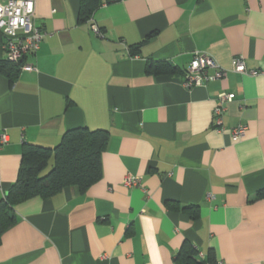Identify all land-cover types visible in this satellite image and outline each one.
Instances as JSON below:
<instances>
[{
	"label": "crops",
	"instance_id": "obj_1",
	"mask_svg": "<svg viewBox=\"0 0 264 264\" xmlns=\"http://www.w3.org/2000/svg\"><path fill=\"white\" fill-rule=\"evenodd\" d=\"M78 11L79 0H36L33 70L0 72V203L25 145L52 149L76 128L108 132L101 178L15 205L0 264H176L184 244L199 263L264 264V0H119L84 23ZM195 52L225 69L241 57L256 74L186 89ZM148 62L179 72L147 74ZM221 94L234 99L217 127Z\"/></svg>",
	"mask_w": 264,
	"mask_h": 264
},
{
	"label": "trees",
	"instance_id": "obj_2",
	"mask_svg": "<svg viewBox=\"0 0 264 264\" xmlns=\"http://www.w3.org/2000/svg\"><path fill=\"white\" fill-rule=\"evenodd\" d=\"M110 2L112 1L79 0L78 21H89L97 8ZM139 48V45L130 47V55H137ZM20 65L1 61L0 72L13 81L20 71ZM145 68L147 74L154 76L179 72L168 63L148 62ZM180 73L184 78L186 69ZM108 136V132L104 130L76 128L65 132L59 144L52 149L25 145L21 152L17 179L0 203V238L15 224L13 207L18 203L37 196L50 198L68 187H76L83 193L98 182L101 178V155L107 145ZM263 195L264 189L258 191L256 199ZM195 254L190 245L184 244L175 258V263L204 264L196 262Z\"/></svg>",
	"mask_w": 264,
	"mask_h": 264
},
{
	"label": "built area",
	"instance_id": "obj_3",
	"mask_svg": "<svg viewBox=\"0 0 264 264\" xmlns=\"http://www.w3.org/2000/svg\"><path fill=\"white\" fill-rule=\"evenodd\" d=\"M116 2L119 0H111ZM36 0H5L0 2V34L3 37V50L5 51V60L13 64H21L20 70L31 71L33 67L23 64L24 60L34 55L40 46L43 33L34 23ZM92 32L101 36L99 29L93 25ZM213 70L214 74L209 75ZM231 72L240 75H255L256 72L248 71L245 60L241 57L232 58L230 68H222L215 60L207 54L195 52L193 58L186 68V74L183 78V86L186 89L202 87L207 82L223 80ZM234 99L232 94H221L217 98V106L213 111L214 124L217 127L222 125V116L226 110V105ZM221 131V129H220ZM246 127L239 125L231 132L232 139L238 141L244 137ZM6 143V136L0 135V146ZM127 187L137 186L136 178L128 176L124 180Z\"/></svg>",
	"mask_w": 264,
	"mask_h": 264
},
{
	"label": "rangeland",
	"instance_id": "obj_4",
	"mask_svg": "<svg viewBox=\"0 0 264 264\" xmlns=\"http://www.w3.org/2000/svg\"><path fill=\"white\" fill-rule=\"evenodd\" d=\"M49 166H50V164H49ZM48 169H50V167H49ZM48 169H47V170H48Z\"/></svg>",
	"mask_w": 264,
	"mask_h": 264
}]
</instances>
